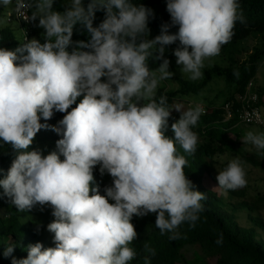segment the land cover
<instances>
[{"label":"clouds","instance_id":"clouds-1","mask_svg":"<svg viewBox=\"0 0 264 264\" xmlns=\"http://www.w3.org/2000/svg\"><path fill=\"white\" fill-rule=\"evenodd\" d=\"M12 4L0 0L3 7ZM53 5L54 0H15V12L31 23L19 22L30 26L38 19L45 42L30 40L25 30L24 43L15 50L0 48V146L16 153L0 187L18 211L49 206L55 218L47 225L55 247L29 245L27 257H13L11 264H128L136 256L129 247L137 238L134 216L157 213L155 226L175 239L182 223L195 226L206 199L193 189L184 172L187 160L176 147L195 153L198 135L192 129L206 108H171L163 95L157 100L159 83L174 75L165 46L179 41L176 64L195 81L204 75V60L219 55L236 23L246 20L239 0H167L171 23L149 40L153 11L133 0H89L86 6L69 0L63 12ZM100 10L105 19L94 27ZM78 23L87 41L72 40ZM173 26L178 32L170 34ZM150 57L162 60L154 70ZM173 110L180 118L171 124L174 138H169L165 131ZM54 111L66 113L59 126L40 122ZM48 128L62 135L57 150L46 156L29 151L37 133ZM243 142L264 150V133L248 131ZM97 165L102 176L112 177L105 195L93 187ZM216 179L225 190L247 184L238 158ZM13 251L8 244L3 255Z\"/></svg>","mask_w":264,"mask_h":264},{"label":"trees","instance_id":"trees-1","mask_svg":"<svg viewBox=\"0 0 264 264\" xmlns=\"http://www.w3.org/2000/svg\"><path fill=\"white\" fill-rule=\"evenodd\" d=\"M64 0H54L53 9L55 11L65 10ZM89 0H84L85 6ZM133 3L143 4L152 9L153 16L149 18L148 27L150 33L147 39H154L161 32V25L171 23V16L167 11V0H133ZM240 8L246 22L236 23L234 35L231 41L224 44L216 58L222 61V65L216 63L204 75L199 83L188 80L183 83V88L179 91H164L158 85L156 90L157 100L161 95L167 97V104L175 108V104H180L184 97L194 95L196 97L207 96V87L214 82L215 86L221 83L226 90H220L216 99L220 95H225V100L221 106L217 105V100L211 101L210 106L202 112L200 119L193 131L198 138L197 149L194 154L184 152L176 145L178 154L185 157L187 164L184 172L192 182L193 189L203 192L206 196L201 201L203 211L192 227L189 222L182 223L177 229L175 239H170L171 232L161 234L155 226L157 213H148L142 217H133L131 223L137 232V238L131 242L129 247L133 248L136 256L128 264H145L148 258L150 264H264V238L259 237V230L264 232V219L250 216L251 227H243L238 221L240 211L249 206L242 203L236 208L229 210L226 208L222 198L208 190L202 177L205 174L214 173L212 161L217 155L226 152L237 153L241 159L252 164L264 172V150H259L258 154H246L245 149L238 147L236 139L241 135L237 130L239 125V111L241 103L239 98L247 93L251 81L258 73L264 60V0H239ZM4 19L3 9L0 7V23ZM105 19L103 10L95 13L93 26H98ZM178 32V26L169 29L170 34ZM89 39L86 29L81 24H77L73 29V41ZM45 39H43V42ZM24 43L18 39L12 28L0 29V48L15 50ZM179 46V41L165 46L164 58ZM191 51V49H189ZM169 61L171 58L168 59ZM162 60L154 61L149 58V68L154 70ZM228 66V67H224ZM105 78H102V80ZM261 91V90H260ZM259 96V92H257ZM264 96V94H263ZM262 96V97H263ZM83 99V94L77 98L68 111L76 107ZM260 99V97H259ZM260 108V103L257 105ZM229 107L234 113L232 119L228 120L225 110ZM183 110H188L184 109ZM66 113L55 112L51 119L45 121L42 117L40 122L51 126H59L58 122L63 119ZM180 118V112L173 110L168 121L165 135L174 138L171 124ZM228 120V121H227ZM62 135L48 129H41L35 136L33 143L29 147L31 150H40L42 155L56 151V141ZM236 138V139H235ZM16 153L10 146H0V180L6 178L8 169L15 159ZM63 160V156L60 157ZM93 175L95 186H99V193L105 195L104 188L112 185V177L105 172L102 176L99 165L94 168ZM232 197H244L245 191L226 190ZM92 193H90L91 195ZM114 203L113 201H109ZM264 204V201H262ZM49 206L37 205L31 210L18 211L11 204L10 199L3 195V188L0 187V264H11L12 258L24 259L28 255V246L41 243L43 247H55L53 241L54 233L47 230V225L55 219L53 216L45 222H38L32 218L34 212L40 211ZM50 208V207H49ZM222 237V242L217 243ZM8 244L14 245L12 256L3 255ZM147 246V247H146ZM189 251L193 252V258L189 259ZM154 253V254H153Z\"/></svg>","mask_w":264,"mask_h":264},{"label":"rangeland","instance_id":"rangeland-1","mask_svg":"<svg viewBox=\"0 0 264 264\" xmlns=\"http://www.w3.org/2000/svg\"><path fill=\"white\" fill-rule=\"evenodd\" d=\"M69 2V0H64L63 4L66 5ZM84 3V0H83ZM85 5V3H84ZM0 7L3 9L4 19L0 23V29L4 28H12L15 31V35L18 39L24 38V31L26 30L29 33L30 40L36 39L40 43L43 42L44 36V29L38 27L39 20L33 21L30 26H26L21 24L19 21H14L12 23L8 22L9 17L12 16L15 10V0H13V4L8 7H3L0 5ZM59 12H63L64 10H58ZM27 27H29L27 29ZM170 55H166V59L171 58L170 60V66L169 71L173 72L174 75L171 77V79L161 81L159 83V86H162L164 88L165 93L170 91H179L183 88V83L191 80L189 78V74L183 73L180 70V66L176 64V57L174 53H169ZM217 56L207 58L204 60V68L201 70L204 75L210 71V69L215 65L216 63L223 64L222 61ZM225 68L228 66H224ZM203 75V77H204ZM195 80V83L201 82L203 79ZM193 81V80H191ZM253 84L252 92L256 94V92H259L260 97V108L262 111V114L264 116V60L261 64V67L256 74L255 78L251 81ZM220 90H226L223 83H221L219 86H215L214 82L211 83V86L207 87V96L206 98L203 97H196L194 95H189L188 97H184L181 103L175 104L176 106H180V108L184 109H190L195 108L196 106L208 108L210 106V102L217 100V105L221 106L225 100V95L222 94L219 96L218 99H216V95L219 93ZM261 90V91H260ZM263 96V97H262ZM241 131V135L238 139H236L238 143V147L245 149L244 152L246 154H258L259 151L255 148L254 145L250 143L243 142V138L246 132L253 131L254 133L261 134L264 133V129L262 128H256V127H247L244 125H239L238 129ZM200 141H207L204 138H198ZM239 159L242 163V166L244 167V170L246 172V180L247 184L244 187L238 188L240 191H245V198L244 197H232L224 188L220 187L218 184V181L216 179L218 172L224 170L228 163L231 162L233 159ZM214 165V173L212 175L205 174L203 179L204 186L212 191L213 193L217 194L218 197L222 198L226 208L229 210H232L239 206L240 204L244 203L248 205L249 207L245 210L240 211L238 215V221L243 227H251L252 223L249 221L248 217L251 215L254 217L262 218L264 219V204L262 201H264V172L261 169L256 168L252 164L247 163L243 159L240 158V156L237 153L232 152H226L222 153L220 155H217L215 159L212 161ZM52 216V209L51 208H44L40 211L34 212L32 214V218L35 221L38 222H45ZM259 237L264 238V232L262 230H259ZM193 252L189 251V259L193 258Z\"/></svg>","mask_w":264,"mask_h":264},{"label":"built area","instance_id":"built-area-1","mask_svg":"<svg viewBox=\"0 0 264 264\" xmlns=\"http://www.w3.org/2000/svg\"><path fill=\"white\" fill-rule=\"evenodd\" d=\"M30 15V12H28ZM11 21H20L26 25H29L31 22L20 17L14 10V13L9 17V22ZM28 39H25L27 42ZM253 84L250 83L248 92L239 98V103H241V110L239 111V123L247 127H256L264 129V116L261 109L257 106L259 98L256 94L252 92ZM229 118H233V113L230 111L229 107H226Z\"/></svg>","mask_w":264,"mask_h":264}]
</instances>
